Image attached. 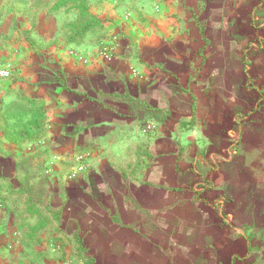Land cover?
Returning <instances> with one entry per match:
<instances>
[{
    "label": "crops",
    "instance_id": "0c3cea01",
    "mask_svg": "<svg viewBox=\"0 0 264 264\" xmlns=\"http://www.w3.org/2000/svg\"><path fill=\"white\" fill-rule=\"evenodd\" d=\"M9 1L0 0V51ZM153 1L133 23L114 15L98 32L124 36L109 63L67 58L63 76L33 78L29 96L53 116L52 143H0L1 210L42 209L19 180L35 181L56 143L80 145L85 165L115 186L99 214L85 205L71 220L88 232L85 256L48 253L25 214L37 227L13 243L24 251L8 264H264V0Z\"/></svg>",
    "mask_w": 264,
    "mask_h": 264
},
{
    "label": "rangeland",
    "instance_id": "374dc122",
    "mask_svg": "<svg viewBox=\"0 0 264 264\" xmlns=\"http://www.w3.org/2000/svg\"><path fill=\"white\" fill-rule=\"evenodd\" d=\"M154 4L153 0H12L4 5V10L11 15L5 21L10 36L0 51V66H6L11 73L8 81L11 102L7 105L11 114L5 118L9 127H0V131L3 130L0 143H18V139L37 145L52 143L49 135L53 116L47 115L48 107L44 102L29 96L31 86L33 91L38 86L33 78L42 74H54L55 77L56 72L58 77L63 76L66 74L63 61L67 58L78 59L84 67L88 62L93 63L90 60L93 57L109 63L112 59H104V49L112 47V53H116L120 38L124 36L116 32L99 37L98 32L111 26L114 15L124 19L122 21L126 24L128 21L133 23L136 17L157 8L158 5ZM59 90L66 91L65 79ZM19 124H24L22 130ZM55 147L58 148L56 153L36 165L35 181L24 185L25 180H19L26 190L34 188L38 194L36 200L28 196V203L39 204L42 209L23 213L2 211L0 207V263L2 260L3 264H8V259L16 258L24 251L14 247L13 243L33 235L31 229L37 224L23 222L25 214H30L31 219L35 216L39 221L40 227L35 229L33 236L42 237V246L48 247V253L61 257L70 251L72 255L82 257L89 249L87 231L78 223L72 225L71 220L82 219L81 210L85 205L87 212L99 214L100 205H107L110 201L107 193L114 188L115 182L113 176L107 177L106 172L99 174L85 165L80 145L75 144L73 151H66L65 143H56ZM95 153L96 150L90 152L91 155ZM3 188L0 186V191ZM18 198L14 197L12 201L17 203ZM5 200L0 195V205ZM69 235L75 238L73 247L67 243ZM22 246L33 248L32 244Z\"/></svg>",
    "mask_w": 264,
    "mask_h": 264
},
{
    "label": "built area",
    "instance_id": "2783aa9c",
    "mask_svg": "<svg viewBox=\"0 0 264 264\" xmlns=\"http://www.w3.org/2000/svg\"><path fill=\"white\" fill-rule=\"evenodd\" d=\"M112 54L114 55L112 47H108L104 49L103 57L105 60H110L113 58ZM10 74V71L6 67L0 66V81L10 78Z\"/></svg>",
    "mask_w": 264,
    "mask_h": 264
}]
</instances>
